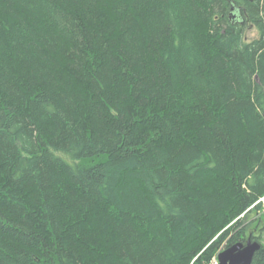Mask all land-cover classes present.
Segmentation results:
<instances>
[{"label":"trees","instance_id":"16d2710c","mask_svg":"<svg viewBox=\"0 0 264 264\" xmlns=\"http://www.w3.org/2000/svg\"><path fill=\"white\" fill-rule=\"evenodd\" d=\"M261 199L264 0H0V264H209Z\"/></svg>","mask_w":264,"mask_h":264},{"label":"water","instance_id":"95a60500","mask_svg":"<svg viewBox=\"0 0 264 264\" xmlns=\"http://www.w3.org/2000/svg\"><path fill=\"white\" fill-rule=\"evenodd\" d=\"M260 247V241L250 237L245 242L237 241L218 253V264H251Z\"/></svg>","mask_w":264,"mask_h":264},{"label":"rangeland","instance_id":"374dc122","mask_svg":"<svg viewBox=\"0 0 264 264\" xmlns=\"http://www.w3.org/2000/svg\"><path fill=\"white\" fill-rule=\"evenodd\" d=\"M256 36H258V31L257 29L251 24V23H248L245 27V31H244V38L246 40H252L253 38H255ZM262 201V208L255 213L254 217L256 218V220H260V223H259V227L254 230V234H260V243L264 244V230L260 233V229L261 227H264V199H261ZM224 248H222L223 250ZM215 257V256H214ZM217 258V257H216ZM213 259V258H212ZM209 262V264H211L212 262H214V260H212ZM217 260V259H216Z\"/></svg>","mask_w":264,"mask_h":264},{"label":"flooded vegetation","instance_id":"af4514ba","mask_svg":"<svg viewBox=\"0 0 264 264\" xmlns=\"http://www.w3.org/2000/svg\"><path fill=\"white\" fill-rule=\"evenodd\" d=\"M252 235H253V236H258V234H250V235H249V237H250L252 240H257V239H254V238L252 237ZM249 237H248V238H249ZM246 240H247V239H246ZM246 240H245V241H246ZM245 241H244V242H245Z\"/></svg>","mask_w":264,"mask_h":264},{"label":"built area","instance_id":"2783aa9c","mask_svg":"<svg viewBox=\"0 0 264 264\" xmlns=\"http://www.w3.org/2000/svg\"><path fill=\"white\" fill-rule=\"evenodd\" d=\"M215 259V260H214ZM217 258H216V256L215 257H213V259L212 260H214V262H212L211 264H218V260H216Z\"/></svg>","mask_w":264,"mask_h":264}]
</instances>
